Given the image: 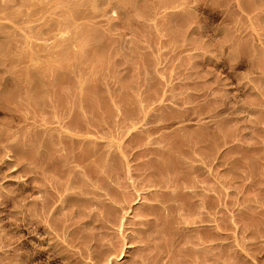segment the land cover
<instances>
[{"label": "rangeland", "instance_id": "rangeland-1", "mask_svg": "<svg viewBox=\"0 0 264 264\" xmlns=\"http://www.w3.org/2000/svg\"><path fill=\"white\" fill-rule=\"evenodd\" d=\"M119 1L0 0V264H264V0Z\"/></svg>", "mask_w": 264, "mask_h": 264}, {"label": "bare ground", "instance_id": "bare-ground-1", "mask_svg": "<svg viewBox=\"0 0 264 264\" xmlns=\"http://www.w3.org/2000/svg\"><path fill=\"white\" fill-rule=\"evenodd\" d=\"M27 1H28V0H27ZM44 1H45V0H44ZM50 1H51V0H50ZM127 1H128V0H127ZM135 1H136V0H135ZM158 1H159V0H158ZM158 1H157V2H158ZM167 1H168V0H167ZM23 2H24V1H23ZM35 2H38V1H35ZM48 2H49V1H48ZM116 2H117V0H116ZM120 2H121V0L119 1V3H120ZM125 2H126V1H125ZM132 2H133V1H132ZM151 2H152V1H151ZM30 3H31V2H30ZM122 3H123V1H122ZM158 3H159V2H158ZM160 3H161V2H160ZM170 3H171V2H170ZM33 4H34V3H33ZM39 4H40V3H39ZM41 4H42V3H41ZM151 4H152V3H151ZM23 5H25V4H23ZM44 5H45V4H44ZM48 5H49V4H48ZM73 5H74V4H73ZM98 5H99V3H97V7H98ZM169 5H170V4H169ZM34 6H35V4H34ZM45 6H46V5H45ZM53 6H54V5H53ZM76 6H77V5H76ZM95 6H96V4H95ZM99 6H100V5H99ZM119 6H120V5H119ZM122 6H123V5H122ZM7 7H8V6H7ZM20 7H21V6H20ZM25 7H26V6H25ZM32 7H33V6H32ZM35 7H36V6H35ZM49 7H50V6H49ZM56 7H57V6H56ZM79 7H80V6H79ZM79 7H78V8H79ZM133 7H134V6H133ZM54 8H55V7H54ZM82 8H83V7H82ZM93 8H94V7H93ZM174 8H175V7H174ZM27 9H28V8H27ZM32 9H34V7H33ZM36 9H37V8H36ZM58 9H59V8H58ZM188 9H189V8H188ZM28 10H29V9H28ZM34 10H35V9H34ZM34 10H33V12H34ZM38 10H39V9H38ZM137 10H138V9H137ZM71 11H72V10H71ZM71 11L69 10L68 13H70ZM27 12L29 13V11H27ZM76 12H77V11H76ZM80 12H81V11H80ZM80 12H79V13H80ZM84 12H85V11H84ZM182 12H183V11H182ZM28 13H27V14H28ZM34 13H35V12H34ZM49 13H51V12H49ZM63 13H64V12H63ZM74 13H75V12H74ZM79 13H78V14H79ZM43 14H45V13H43ZM64 14H65V13H64ZM66 14H67V13H66ZM66 14H65V15H66ZM75 14H76V13H75ZM156 14H157V13H156ZM30 15L32 16L31 12H30ZM30 15H27V16L30 17ZM35 15H36V14H35ZM55 15H56V14H55ZM67 15H68V14H67ZM33 16H34V15H33ZM85 16H86V15H85ZM181 16H182V15H181ZM23 17H24V16H23ZM50 17H51V16H50ZM60 17H61V16H60ZM67 17H68V16H67ZM72 18H73V17H72ZM57 19H59V18H57ZM64 19H66V18H64ZM69 19H70V18H69ZM74 19H75V18H74ZM76 19H78V18H76ZM76 19H75V20H76ZM45 20H46V19H45ZM54 20H55V18H54ZM174 20H175V19H174ZM181 20H182V19H181ZM31 21H32V20H31ZM31 21H30V22H31ZM47 21H50V20H47ZM57 21H58V20H57ZM51 22H52V21H51ZM54 22H55V21H54ZM59 22H60V20H59ZM72 22H73V21H72ZM26 23H27V22H26ZM46 23H47V22H46ZM69 23H70V21H69ZM107 23H108V22H107ZM15 25H16V23H15ZM46 25H48V24H46ZM71 25H72V24H71ZM52 26H53V25H52ZM54 26H55V25H54ZM54 26H53V27H54ZM64 26H65V25H64ZM76 26H77V25H76ZM42 27H43V26H42ZM42 27H41V28H42ZM47 27H48V26H47ZM50 27H51V25H50ZM44 28H45V26H44ZM64 28H65V27H64ZM69 28H70V26H69ZM69 28H68V29H69ZM72 28H73V27H72ZM79 28H80V27H79ZM85 28H86V27H85ZM36 29H37V28H36ZM48 29H49V28H48ZM48 29H47V30H48ZM53 29H54V28H53ZM55 29H56V30H55ZM55 29H54V31H57V27H55ZM58 29H59V28H58ZM61 29H63V28H60V30H61ZM74 29L76 30V28H73V30H74ZM60 30H58L57 32H51L52 30L47 32V36H45V37H46L45 40H46V41H49V40L51 41V40H52V42H50L49 44L46 42V43L49 45V48H51L50 44H51V45H55V44H57V43H60V44L62 43V45H63L64 41L67 42V40H65V39H64V41L62 42V38H64V36H63V33H61V32L59 33ZM84 30H85V29H84ZM92 30H93V29H92ZM29 31H30V30H29ZM44 31L46 32L45 29H44ZM68 31H70V29H69ZM85 31H86V30H85ZM93 31H94V30H93ZM45 32H44V33H45ZM62 32H64V31H62ZM80 32H81V31H80ZM176 32H177V31H176ZM71 33H72V32H71ZM64 34H65V32H64ZM78 34H79V33H78ZM86 34H87V33H86ZM185 34H186V33H185ZM40 36H41V34H40ZM71 36H73V34H71ZM75 36H76V34H75ZM80 36H81V34H80ZM80 36H79V37H80ZM90 36H92V34H90ZM93 36H94V34H93ZM173 36H174V34H173ZM176 36H177V34H176ZM176 36H175V37H176ZM65 37H68V36H65ZM73 37H74V36H73ZM76 37H77V36H76ZM76 37H74V38H76ZM86 38H87V36H86ZM68 39H70V38L68 37ZM76 39H78V38H76ZM76 39H75V40H76ZM84 39H85V38H83V40H84ZM69 41H70V40H69ZM81 41H82V40H81ZM85 41H86V40H84V42H85ZM38 42H39V41H38ZM38 42H37V43H38ZM66 42H65V43H66ZM75 42H76V41H75ZM68 43H69V42H67V44H68ZM77 43H78V41H77ZM77 43H76V44H77ZM85 43H86V42H85ZM90 43H91V42H90ZM44 44H45V43H44ZM44 44H43V45H44ZM47 44H45V47L48 46ZM69 44H70V43H69ZM78 44H79V43H78ZM83 44H84V43H83ZM38 45H39V44H38ZM38 45H36V46L38 47ZM62 45H61V46H62ZM65 45H66V44H65ZM75 46H77V45H75ZM84 46H85V45H84ZM47 48H48V47H47ZM56 48H57V47H56ZM93 48H94V47H93ZM30 49H31V48H30ZM43 49H44V48H43ZM43 49H42V50H43ZM51 49H53V47H52ZM65 49H67V48H65ZM86 49H87V48H86ZM96 49H97V47H96ZM63 50H64V49H63ZM63 50H61V51H63ZM67 50H68V49H67ZM69 50H70V49H69ZM71 50H72V49H71ZM28 51H29V50H28ZM45 51H47V49H46ZM45 51H43V53H44ZM89 51H90V49H89ZM91 51H92V50H91ZM29 52H31V51H29ZM32 52H33V51H32ZM67 52H68V51H67ZM72 52H73V51H72ZM33 53H34V52H33ZM52 53H53V52H52ZM73 53H74V52H73ZM79 53H80V52H79ZM97 53H98V52H97ZM37 54H38V52H37ZM76 54H78V53H76ZM84 54H85V53H84ZM92 54H94V52H93ZM16 55H18V54H16ZM33 55H34V54H33ZM57 55H58V54H57ZM71 55H72V54H71ZM86 55H87V54H86ZM97 55H98V54H97ZM21 56H22V55H21ZM28 56H29V55H28ZM39 56H40V55H39ZM59 56H60V55H59ZM64 56H65V55H64ZM76 56H77V55H76ZM76 56H75V57H76ZM82 56H83V55H82ZM89 56H90V55H89ZM91 56H92V55H91ZM41 57H42V56H40V58H41ZM44 57H45V56H44ZM62 57H63V56H62ZM62 57H61V58H62ZM75 57H74V54H73V58H75ZM79 57H80V56H79ZM93 57H94V56H93ZM16 58H17V57H16ZM18 58H19V57H18ZM20 58H21V57H20ZM40 58H38V59H36V60H38V62H39V61H42V62H43L44 60H42V58H41V59H40ZM46 58H47V57H45V59H46ZM57 58H58V56H57ZM61 58L59 57L58 59H61ZM63 58H64V57H63ZM64 59H65V61H66V57H65ZM88 59H89V58H88ZM90 59H91V58H90ZM30 60H31V59H30ZM48 60H49V59H48ZM62 60H63V59H62ZM67 60H69V59H67ZM70 60H71V59H70ZM74 60H76V59H74ZM81 60H82V59H81ZM72 61H73V59H72ZM72 61H71V62H72ZM96 61H97V60H96ZM44 62H45V61H44ZM44 62H43V66H44ZM56 62H57V61H56ZM66 62H67V61H66ZM30 63H31V62H30ZM45 63H46V62H45ZM63 63H64V62H63ZM74 63H77V62H74ZM74 63H73V64H74ZM93 63H94V62H93ZM40 64H41V62H40ZM57 64H59V62H58ZM57 64H55V65H57ZM68 64H69V61H68ZM71 64H72V63H71ZM94 64H95V63H94ZM81 65H82V64H81ZM99 65H100V63H99ZM58 66H59V65H58ZM67 67H69V66H67ZM73 67H74V66H73ZM57 68H58V69H57V70H58L57 72H60V73H58L57 79L55 78V79H56L55 83L58 82V81H60L61 78H63L64 75L66 74V72L62 71V70H63V67H62V70H60L61 67H60V68L57 67ZM71 68H72V67H71ZM71 68H70V69H71ZM39 69H41V68H39ZM49 70H50V69H49V65H48V66L45 65V68H44L43 70H40V71H36V70H35V71H28V72L25 74L26 76L24 75L25 78L23 79V81H24V83H25L26 85L29 86L30 89H32L31 92L33 91V92H32V94H34L33 96L36 97V96H38V95H39V96H40V95H45V93H48V94H49V92H50V93H51V94H50V98H51V101H50V102L53 101V102H52V103H53V105H52L53 107H52V108H59V107L63 108L64 106H65V107H70V105H72V106L75 105L76 103H75L74 101H73V102H69V101H68L69 99L67 100L68 97H67L66 94H65L66 92H65V93L63 92V90H64L65 88H64L63 90H61V88H62V87H61V88L59 89L60 91H59V90L57 91V89H56V91H52L53 89L50 91V88L53 86L52 84L54 83V81L51 82L52 79H50V80H49L50 82H49L47 85L44 83L43 80H44L45 77H47L46 74H48V73H46V72L49 71ZM68 70H69V69H68ZM80 70H81V69H80ZM70 71H71V70H70ZM74 71H75V70H74ZM77 71H78V70H77ZM52 73H53V72H52ZM67 73H68V72H67ZM77 73H79V72H77ZM16 74H17V73H16ZM71 74H72V72H71ZM80 74H81V73H80ZM44 75H45V77H44ZM49 75L51 76L50 73H49ZM49 75H48V77H50ZM53 75H54V73H53ZM67 75H68V74H67ZM67 75H66V76H67ZM69 75H70V74H69ZM78 75H79V74H78ZM24 76H23V77H24ZM73 76H74V75H73ZM80 76H81V75H80ZM80 76H79V77H80ZM42 77H43V78H42ZM75 78H76V77H75ZM80 78H82V77H80ZM55 79H54V80H55ZM78 79H79V78H78ZM66 80L68 81V79H66ZM70 80H71V79H70ZM72 80H73V78H72ZM75 81H76V80H75ZM78 81H80V80H78ZM83 81H84V80H83ZM83 81H82V82H83ZM68 83H69V81H68ZM78 83H79L78 86H79V88H80V87H81V86H80V83H81V82H78ZM70 84H71V83H70ZM72 84H73V82H72ZM75 84H76V82H74V85H75ZM82 84H83V83H82ZM54 86H55V84H54ZM71 86H72V85H71ZM71 86H69V87H71ZM75 86H76V85H75ZM78 86H77V87H78ZM72 88H73V87H72ZM74 88H75V87H74ZM79 88H77V89L79 90ZM81 88H82V87H81ZM122 88H123V87H122ZM126 88H127V87H126ZM77 89H76V90H77ZM85 89H86V88H85ZM85 89H84V90H85ZM87 89H88V88H87ZM82 90H83V88H82ZM91 90H92V89H91ZM93 90H94V89H93ZM70 91L72 92V90H70ZM74 91H75V90H74ZM80 91H81V89H80ZM80 91H79V92H80ZM85 91H86V93H85ZM85 91H84V92H81V94L83 93V94H86V95H87V94H88V93H87V90H85ZM94 91H95V90H94ZM92 92H93V91H92ZM16 93H17V92H16ZM90 93H91V92H90ZM30 94H31V93H30ZM32 94H31V95H32ZM71 94H72V93H71ZM73 94H74V93H73ZM76 94H78V93L76 92ZM79 94H80V93H79ZM28 95H29V94H28ZM28 95H27V96H28ZM67 95H68V94H67ZM74 95H75V94H74ZM72 96H73V95H72ZM76 96H77V95H76ZM81 96H82V95H81ZM92 96H93V95H92ZM92 96H91L90 94H88V97H89V98H87L88 101H92L93 99L95 100V98H94L95 96H94V97H92ZM31 97H32V96H31ZM34 97H33V98H34ZM40 97H41V96H40ZM47 97H48V96H47ZM69 97H70V95H69ZM48 98H49V97H48ZM50 98H49V99H50ZM78 98H79V97H78ZM96 98H97V94H96ZM35 99H36V98H35ZM41 99H42V98H41ZM91 99H92V100H91ZM28 100H29V99H28ZM71 100H72V99H71ZM81 100H82V99H81ZM81 100H79V102H80ZM96 100H98V99H96ZM6 101H11V96H10V94H7ZM12 101H13V100H12ZM75 101H76V100H75ZM84 101H85V100H84ZM86 101H87V100H86ZM79 102H78V104H79ZM7 103H8V102H7ZM32 103H33V104H32L33 107H35L37 110H38V109L40 110V109L42 108V106H41L42 104H40V102H36V100H35V103H36V104H34V102H32ZM38 103H39V104H38ZM81 103H82V102H81ZM142 103H143V102H142ZM8 104H9V103H8ZM27 104H28V103H27ZM78 104H77L76 106H78ZM86 104H87V103H86ZM95 104H96V103H95ZM95 104H94V103H91L90 106H89V105H88V106L91 107L92 110L94 111ZM15 105H16V104H15ZM68 105H69V106H68ZM80 105H81V104H80ZM80 105H79V106H80ZM6 106H7V105H6ZM49 106H51V105L49 104ZM58 106H59V107H58ZM79 106H78V107H79ZM83 106H84V105H83ZM96 106H97V105H96ZM97 107H98V106H97ZM80 108L82 109V106H80ZM80 108H79V109H80ZM31 109H32V108H31ZM33 109H34V108H33ZM65 109H66V108H65ZM67 109H68V108H67ZM69 109H70V108H69ZM76 109H78V108H76ZM81 109H80V110H81ZM53 110H56V109H53ZM85 110H86V109H85ZM90 110H91V109H90ZM28 111H29V110H28ZM41 111H42V110H41ZM71 111H72V110H71ZM76 111H77V110H76ZM97 111H98V110H97ZM59 112H61V111H59ZM67 112H68V111H67ZM79 112H80V111H79ZM73 113H74V112H73ZM75 113H76V112H75ZM91 113H92V111H91ZM41 114H42V113H41ZM81 114H82V113H81ZM34 115H35V114H34ZM68 115H69V114H68ZM79 115H80V114H79ZM83 115H86V114H83ZM83 115H82V116H83ZM94 115H95V114H94ZM92 116H93V115H92ZM34 117H35V116H34ZM135 117H136V116H135ZM66 118H67V117H66ZM93 118H94V117H93ZM163 118H164V117H163ZM34 119H35V118H34ZM84 120H85V119H84ZM155 120H156V119H155ZM155 120H154V121H155ZM79 121H81V120H79V117H78V116H75L74 119H73V121H72V125H73V123H74V124H75V123L78 124ZM86 121H87V120H86ZM86 121H83V122L85 123ZM92 121H93V120H92ZM89 122H90V121H89ZM89 122H88V123H89ZM80 123H81V122H80ZM83 125H84V124H83ZM77 126H78V125H77ZM86 126H87V125H86ZM124 126H125V125H124ZM71 127H72V126H71ZM94 127H95V126H94ZM50 131H51V130H50ZM225 132H226V131H225ZM74 133L76 134V132H74ZM77 133H78V132H77ZM79 133H80V132H79ZM29 134H30V133H29ZM33 134H34V133H33ZM75 134H74V136H75ZM34 135H35V134H34ZM134 136H135V135H134ZM51 137H53V136H51ZM61 137H62V136H61ZM53 138H55V137H53ZM72 138H74V137H72ZM55 139H56V138H55ZM190 139H191V138H190ZM71 140H72V139H71ZM76 140H77V139H76ZM137 140H138V139H137ZM137 140H136V141H137ZM78 141H79V140H78ZM46 142H47V141H46ZM72 142H73V141H72ZM75 142H76V141H75ZM93 142H94V141H93ZM184 142H185V141H184ZM187 142H188V141H186V143H187ZM48 144H49V143H48ZM120 144H121V143H120ZM174 144H175V143H174ZM190 144H191V142H190ZM192 144H193V143H192ZM45 145H46V144H45ZM49 145H50V144H49ZM181 145H182V144H181ZM178 146H179V144H178ZM187 146H189V145H187ZM48 147H49V146H48ZM69 147H70V146H69ZM72 147H73V146H72ZM182 148H183V147H182ZM18 149H19V148H18ZM36 149H37V148H36ZM38 149H39V148H38ZM166 149H167V148H166ZM71 150H72V149H71ZM42 151H43V150H42ZM50 151H51V150H50ZM164 151H165V150H164ZM33 152H34V150H33ZM52 152H53V151H52ZM65 152H66V150H65ZM160 152H161V151H160ZM34 153H35V152H34ZM78 153H79V152H78ZM170 153H171V152H170ZM22 154H23V153H22ZM25 154L27 155L28 153H25ZM31 154H32V153H31ZM31 154H29V155L32 157ZM37 154H38V153H37ZM40 154H41V153H40ZM47 154H48V153H47ZM58 154H59V153H58ZM65 154H66V153H65ZM82 154H83V153H82ZM153 154H154V153H153ZM168 154H169V152H168ZM29 155H28V156H29ZM63 155H64V154H63ZM63 155H61V156H63ZM72 155H73V154H72ZM77 155H78V154H77ZM166 155H167V154H166ZM37 156H38V155H37ZM73 156H74V155H73ZM82 156H83V155H82ZM82 156H81V157H82ZM142 156H143V155H142ZM25 157H26V159H27V156H25ZM25 157H24V158H25ZM57 157H58V156H57ZM67 157H68V156H67ZM79 157H80V156H79ZM89 157H90V156H89ZM34 158H35V157H34ZM51 158H52V157H51ZM54 158H55V157H54ZM63 158H64V157H63ZM94 158H95V157H94ZM173 158H174V157H173ZM57 159H58V158H57ZM69 159H70V158H69ZM71 159H72V158H71ZM79 159H81V158H79ZM82 159H83V158H82ZM82 159H81V160H82ZM114 159H115V158H114ZM168 159H169V157H168ZM32 160H33V159H32ZM66 160H67V158H66ZM72 160H74V159H72ZM77 160H78V159H77ZM77 160H75V161H77ZM85 160H86V159H85ZM91 160H92V159H91ZM25 161H26V160H25ZM45 161H46V160H45ZM45 161L43 160V162H45ZM55 161H56V159H55ZM75 161H74V162H75ZM169 161H170V160H169ZM169 161H168V162H169ZM177 161H179V160H177ZM39 162H40V161H39V159L37 158V159L35 160L36 165H38ZM47 162H48V161H47ZM50 162H51V161H50ZM56 162H57V161H56ZM160 162H161V161H160ZM165 162H166V161H165ZM29 163H30V162H29ZM60 163H62V161H61ZM60 163H59V164H60ZM67 163H68V162H67ZM69 163H70V162H69ZM154 163H155V162H154ZM154 163H153V164H154ZM157 163L159 164V162H157ZM180 163H181V162H180ZM162 164H163V165H162ZM162 164H161V166L159 165L160 168L158 167V168L160 169V174H161V172H163L164 174H165V173H168V172H165V171H169L170 168H171L172 166L165 165V163H162ZM169 164H170V163H169ZM171 164H172V163H171ZM34 165H35V164H34ZM48 165H50V164H48ZM51 165H52V164H51ZM51 165H50V167H51ZM56 165H57V164H56ZM60 165H61V164H60ZM110 165H111V164H110ZM164 165H165V167H163ZM172 165H173V164H172ZM177 165H178V164H177ZM38 166H39V165H38ZM38 166H37V167L35 166L37 170H39V169L42 170V171H46V170H47V168H45L43 165L40 166V167H38ZM173 166H174V165H173ZM175 166H176V165H175ZM178 166H179V165H178ZM35 167H34V168H35ZM56 167H57V166H56ZM62 167H63V166H62ZM154 167H156V166H154ZM161 167H162V168H161ZM110 168H111V167H110ZM175 168H176V167H174V169H175ZM178 168H179V167H178ZM180 168H181V167H180ZM182 168H183V167H182ZM182 168H181V169H182ZM51 169H52V168H51ZM58 169H59V168H58ZM106 169H107V168H106ZM183 169H184V168H183ZM183 169H182V170H183ZM157 170H158V169H157ZM177 170H178V169H177ZM42 171H41V172H42ZM51 171H53V170H51ZM54 171H55V170H54ZM59 171H61V170H59ZM154 171H155V169H154ZM34 172H35V171H34ZM92 172H93V170H92ZM100 172H101V171H100ZM158 172H159V171H158ZM60 173H61V172H60ZM70 173H71V172H70ZM70 173H69V174H70ZM88 173H89V172H88ZM154 173H155V172H154ZM183 173H184V172H183ZM183 173H182V174H183ZM38 174H39V173H38ZM42 174H43V173H42ZM56 174H57V173H56ZM117 174H118V173H117ZM117 174H116V175H117ZM149 174H150V173H149ZM152 174H153V172H152ZM160 174H159V175L157 174L158 176H157V175H156V176L159 177ZM36 175H37V174H36ZM150 175H151V174H150ZM162 175H163V174H162ZM173 175H174V173H173ZM176 175H177V174H176ZM176 175H175V176H176ZM180 175H181V174H180ZM151 176H152V175H151ZM164 176H165V175H164ZM166 176H167V175H166ZM168 176H170V175H168ZM168 176H167V178H164V179H166V180H165L166 184H168L169 181H170V179H169V181L167 182V180H168ZM42 177H43V176H42ZM162 177H163V176H162ZM37 178H38V177H37ZM160 178H161V177H160ZM171 178H172V177H171ZM176 178H177V176H176ZM178 178H179V176H178ZM180 178H181V177H180ZM187 178H188V177H187ZM40 179H41V178H40ZM81 179H82V178H81ZM150 179H151V178H150ZM155 179H156V178H155ZM155 179H153L154 181L151 182V184H153V185H154V184H157L158 187H159L160 184L162 183V181H163V183H165V182H164V179H162V180H158V179L155 180ZM174 179H175V178H174ZM42 180H43V179H42ZM37 181H38V180H37ZM87 181H88V180H87ZM149 181H150V180L148 179V182H149ZM171 181H172V179H171ZM175 181L177 182V180H175ZM175 181H174V182H175ZM178 181H179V179H178ZM180 181H182V180H180ZM38 182H39V181H38ZM57 182H58V180H57ZM142 183H143V182H142ZM149 183H150V182H149ZM58 184H59V183H58ZM85 184H86V183H85ZM103 184H104V183H103ZM146 184H147V183H146ZM166 184H164V185H166ZM56 185H57V184H56ZM56 185H54V186H56ZM60 185H63V184H60ZM66 185H67V184H66ZM87 185H88V184H87ZM133 185H134V184H133ZM143 185H144V184H143ZM153 185H152V186H153ZM157 185H156V186H157ZM162 185H163V184H162ZM162 185H161V186H162ZM57 186H58V185H57ZM75 186H76V185H75ZM161 186H160V187H161ZM70 187H71V186H70ZM84 187H85V186H83V188H84ZM104 187H105V186H104ZM150 187H151V186H150ZM162 187H163V186H162ZM65 188H67V187H65ZM146 188H147V187H146ZM55 189H56V187H55ZM57 189H59V190H57L58 192L63 190V189L60 190L61 187H57ZM107 189H108V188H107ZM110 189H111V188H110ZM147 189H148V188H147ZM152 189H153V188H152ZM159 189H160V188H159ZM85 191H86V190H85ZM170 191H171V190H170ZM69 192H70V191H69ZM104 192H105V191H104ZM111 192H112V191H111ZM152 192H153V191H152ZM155 192H157V191H155ZM155 192H154V193H155ZM56 193H57V192H56ZM59 193L61 194V195L58 196L59 198H62V199H63V198H66V199H68L67 197H63V194H62V193H66L65 190L62 191V192H59ZM160 193H161V192H160ZM111 194H112V193H111ZM113 194H114V193H113ZM155 194H156V193H155ZM165 194H167V193H165ZM65 195H66V194H65ZM114 195H115V194H114ZM114 195H112V196L114 197ZM152 195H153V193H152ZM169 195H170V194H169ZM67 196H68V195H67ZM121 196H122V195H121ZM141 196H142V195H141ZM56 197H57V195H56ZM116 197H117V196H116ZM142 197H143V196H142ZM166 197H167V195H166ZM170 197H171V196H170ZM71 198H72V197H71ZM167 198H168V197H167ZM113 199H115V198H113ZM64 200H65V199H64ZM74 200H76V198H73V199H72V201H74ZM167 200H168V199H167ZM175 200H176V199H175ZM59 202H60V201H59ZM160 203H161V201H160ZM160 203H159V204H160ZM72 204H73V203H72ZM47 205H48V203H46V202L43 203V206H47ZM43 206H42V207H43ZM147 206H148V205H147ZM50 210H51V209H50ZM48 213H49V211H48ZM115 214H116V213H115ZM110 218H111V217H110ZM112 220H113V219H112ZM164 221H165V220H164ZM110 252H111V251H110ZM115 253H116V251H115ZM122 254H123V253H122ZM104 255L106 256V253H105ZM104 255H103V256H104ZM120 255H121V254H120ZM106 257H107V256H106ZM122 258H125V257H124V256H121V258H119V259H122ZM103 259H104V257H103Z\"/></svg>", "mask_w": 264, "mask_h": 264}]
</instances>
